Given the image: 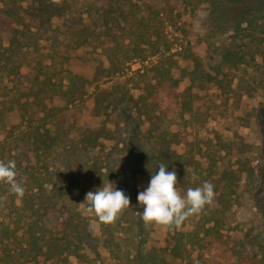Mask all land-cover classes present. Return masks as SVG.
<instances>
[{"label": "rangeland", "instance_id": "obj_1", "mask_svg": "<svg viewBox=\"0 0 264 264\" xmlns=\"http://www.w3.org/2000/svg\"><path fill=\"white\" fill-rule=\"evenodd\" d=\"M168 1L63 0L62 10L43 27L25 12L27 1L14 23L20 29L27 25L34 35H18L11 46V34L0 31V142L18 135L43 103L48 109L64 107L62 87L71 71L78 77L79 100L63 111L65 125L76 140L88 129L102 136L90 154L77 151L72 162L53 169V179L76 180L78 204L71 210L82 211L86 193L109 181L130 198L115 223L94 216L96 254L74 249L53 264H124L126 255L141 250V264H264V220H255L250 208L255 177L238 180L239 188L225 190L226 201L206 206L178 229L146 225L141 218L137 196L156 172L154 157L161 149L169 147L183 158L171 170L182 195L208 181L218 196L225 183L220 168L237 167V161L245 162V169L264 165V15L250 27L244 22L264 0H222L214 21L212 0ZM217 17L222 30L211 25ZM227 55L231 60L223 59ZM110 61L121 63L116 73L108 71ZM37 74L40 84L33 80ZM124 93L131 98L134 123L128 135L137 140L131 149L119 110ZM106 96L111 100L99 104ZM185 134L188 142L177 143ZM86 162L94 168L82 170ZM5 212L0 223L6 219L19 231L17 202ZM31 248L15 238L4 244L0 237V264H51L43 256L33 260ZM146 251L153 253L148 257Z\"/></svg>", "mask_w": 264, "mask_h": 264}, {"label": "trees", "instance_id": "obj_2", "mask_svg": "<svg viewBox=\"0 0 264 264\" xmlns=\"http://www.w3.org/2000/svg\"><path fill=\"white\" fill-rule=\"evenodd\" d=\"M27 1L30 5H28L29 8H27L25 12H28V14L30 13L29 17L36 20V22L40 20L41 27L51 23L52 18L57 14L54 11L62 10V5H60V3L63 0H55L49 3L46 0H33L35 4L32 5L30 0H0V4H8L6 10H2L0 7V31L11 34V46L18 40V35L25 39L29 35L33 36L35 33L32 32L31 29L27 30V25L25 29H20L18 23H14V17L19 18L21 15L19 14V7L23 2ZM159 1L160 3L165 2L167 4L169 2L168 0ZM221 1L222 0L211 1V16L213 21L216 19V12L221 11L223 7ZM233 8L235 12H237V6L235 5ZM253 11L254 13L251 17H245L244 19V22H247L249 27L255 21L256 17L258 18L259 15H264V2L259 3L255 10H249L248 12ZM219 21H221V19L219 20L217 17V21H215V23L212 22L211 25L217 30H222L221 25L216 23ZM9 49L12 50V48ZM135 56H138V54ZM223 59L231 60L228 55L224 56ZM120 68L121 63L119 61H110L108 71H112L113 74ZM155 70L159 72L161 69H158L157 66ZM69 74V84L66 87H62L64 107H52L48 109L47 104L43 103L44 108L39 111V113L36 112L35 118L26 119L27 126L21 127L18 135L12 136V138H4V140L0 142V160H4L5 162L9 160L16 161L17 180L26 187L25 195L22 198H18L10 192L7 184L0 183V215H3L4 218L8 213L5 211H9L10 207L17 202L21 211L18 225H22L19 231L15 232L11 229L10 222L3 219L0 223V237H2L4 244L5 241L15 238L18 240V244L25 243L26 247L32 246L33 260L38 261L40 257L43 256L45 257V261L49 260L51 264L62 260V257L70 250L85 249L86 251H92L94 254L98 252V238L95 236L92 230L93 228L90 226L93 225L92 221L96 220V218L94 216L90 217L85 215L83 211L79 210L78 206H75L72 210L69 208L70 205V207H72L78 204L73 195L76 187V180L66 179V177V180H64L63 177H59L55 180L53 179V169H58L66 163L72 162L73 159L76 158L77 151L90 154V152L98 147L100 136H102V131L100 133L98 130L88 129L81 135V139L76 140L71 137V132L65 125V119H63L65 115L63 111L66 109L68 110L70 105L79 100V98L75 95L77 92L75 88L77 86L76 80L78 77L73 76L71 71H69ZM33 80L37 84H40V75L37 74L34 76ZM108 91L109 90H102L103 93ZM130 99L127 93H124L123 99L119 104V110L126 126L127 143H125L128 148L131 149L137 140L132 138V134L128 135V127L130 128L134 124L132 117L133 113L129 106ZM110 100L111 98L106 96L98 101V103L103 104ZM20 104L23 105L20 106L21 110H26V105L23 103ZM37 114L39 117H36L38 116ZM21 117L22 120L27 118L24 113H22ZM175 136L181 137L182 135L180 132H177ZM128 140H130V142H128ZM187 142L186 134L182 139L177 141V143ZM14 151L15 154L12 153ZM182 160L183 158L181 155L175 153L171 148L166 147L161 149L154 157L153 164L155 170L158 171L159 165L163 163L168 167V171L170 172L173 167L178 165L181 166ZM236 163L237 167L234 163L232 166L220 168V173L223 174L222 180H225V183L222 185L223 190L218 196H215L213 203L218 204L219 200L221 202L226 201L225 190L232 188V186L239 188L240 183H237L238 180L255 177V188L252 190L250 189V197L251 199L253 198L250 203V208L253 210L255 220L258 217L264 220V172L261 173L264 171V165L260 167L261 169L259 168L256 170V168L245 169V162L244 164L239 161ZM88 165L89 163L86 162L82 170L87 171L94 168V162L87 168ZM238 165L243 166V170L239 169ZM228 170H230V172H228ZM69 172L70 174L73 173L72 166L69 168ZM236 173H238L240 178L234 175ZM106 174L108 173H104L103 171L101 173L102 176ZM59 225H61V227L58 228ZM178 249L179 246H177L176 252H178ZM143 253L144 250H141L137 252L135 257L126 255L125 258H123L126 261L124 264H141V259L139 260V257L143 258ZM152 253L153 252H147L145 254L149 257ZM12 256L13 255H11V257ZM75 256L80 257L81 255ZM118 258L120 259L121 257ZM162 259L166 261L164 257Z\"/></svg>", "mask_w": 264, "mask_h": 264}, {"label": "clouds", "instance_id": "obj_3", "mask_svg": "<svg viewBox=\"0 0 264 264\" xmlns=\"http://www.w3.org/2000/svg\"><path fill=\"white\" fill-rule=\"evenodd\" d=\"M0 183L7 184L12 194L18 198L25 195L26 187L17 180L15 160H0ZM109 181L103 187L86 193L81 204L82 211L95 216L100 222L115 223L124 210L130 207V198L122 190L113 187ZM175 171L161 163L158 171L152 173L149 185L138 193L137 199L143 207L141 218L146 225L157 224L169 229H178L194 215L210 206L215 198L214 185L208 181L197 187H189L181 194Z\"/></svg>", "mask_w": 264, "mask_h": 264}]
</instances>
